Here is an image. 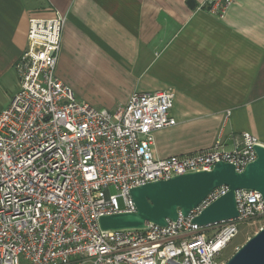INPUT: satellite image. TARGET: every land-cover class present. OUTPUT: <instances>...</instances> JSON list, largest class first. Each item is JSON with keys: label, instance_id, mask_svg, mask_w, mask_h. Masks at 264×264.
<instances>
[{"label": "built area", "instance_id": "obj_1", "mask_svg": "<svg viewBox=\"0 0 264 264\" xmlns=\"http://www.w3.org/2000/svg\"><path fill=\"white\" fill-rule=\"evenodd\" d=\"M237 1L198 0L196 8L222 18ZM66 22L60 10L30 18L15 63L19 88L0 110V264H224L220 256L239 225L264 215L256 190L236 192L238 217L205 226L193 219L227 186L165 226L104 230L100 217L134 212L130 190L149 182L219 161L241 171L262 143L232 132L192 154L156 156L149 139L177 123L175 91L134 92L114 110L79 101L56 74Z\"/></svg>", "mask_w": 264, "mask_h": 264}, {"label": "crops", "instance_id": "obj_2", "mask_svg": "<svg viewBox=\"0 0 264 264\" xmlns=\"http://www.w3.org/2000/svg\"><path fill=\"white\" fill-rule=\"evenodd\" d=\"M188 1L0 0V110L19 88L30 18L60 10L56 74L79 101L114 110L134 92L175 91L177 123L149 139L156 156L192 154L232 132L264 144V0H238L222 18Z\"/></svg>", "mask_w": 264, "mask_h": 264}, {"label": "water", "instance_id": "obj_3", "mask_svg": "<svg viewBox=\"0 0 264 264\" xmlns=\"http://www.w3.org/2000/svg\"><path fill=\"white\" fill-rule=\"evenodd\" d=\"M188 3L192 7L196 5L195 0ZM254 148L257 158L241 171L232 163L219 161L211 170L178 174L132 188L130 195L136 210L100 217L101 228L142 229L149 222L165 226L168 219L175 221L180 214L187 217L221 186H227L228 191L203 209L193 222L205 226L238 217V190H256L264 200V144H257ZM224 264H264V227Z\"/></svg>", "mask_w": 264, "mask_h": 264}, {"label": "rangeland", "instance_id": "obj_4", "mask_svg": "<svg viewBox=\"0 0 264 264\" xmlns=\"http://www.w3.org/2000/svg\"><path fill=\"white\" fill-rule=\"evenodd\" d=\"M113 193L118 194V191L115 187H111ZM120 203H122V199H119ZM264 227V215L253 218L251 220H247L242 222L239 225V232L233 238V240L229 243L226 249L220 256V261L226 263L240 248L243 244H245L249 238L253 237L261 228ZM25 261H21L20 264H25ZM90 264V263H86Z\"/></svg>", "mask_w": 264, "mask_h": 264}]
</instances>
